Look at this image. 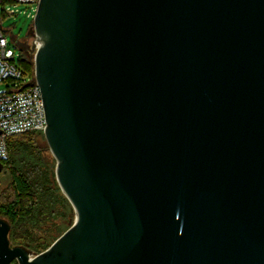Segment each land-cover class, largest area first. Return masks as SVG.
Returning a JSON list of instances; mask_svg holds the SVG:
<instances>
[{"label": "water", "instance_id": "1", "mask_svg": "<svg viewBox=\"0 0 264 264\" xmlns=\"http://www.w3.org/2000/svg\"><path fill=\"white\" fill-rule=\"evenodd\" d=\"M33 25L75 220L31 258L0 217V264H264V0H40Z\"/></svg>", "mask_w": 264, "mask_h": 264}, {"label": "trees", "instance_id": "2", "mask_svg": "<svg viewBox=\"0 0 264 264\" xmlns=\"http://www.w3.org/2000/svg\"><path fill=\"white\" fill-rule=\"evenodd\" d=\"M14 0H0V21ZM18 66L28 77L34 68L21 49ZM38 135V136H37ZM39 137V138H38ZM44 135L25 133L8 140L9 157L0 173H10L11 192L0 185V217L11 225L12 246L40 254L73 224V208L58 185L55 166L40 145ZM1 184V183H0ZM70 223V224H69Z\"/></svg>", "mask_w": 264, "mask_h": 264}, {"label": "built area", "instance_id": "3", "mask_svg": "<svg viewBox=\"0 0 264 264\" xmlns=\"http://www.w3.org/2000/svg\"><path fill=\"white\" fill-rule=\"evenodd\" d=\"M40 0H14V4L6 8V14L17 15L11 8L18 4L30 6L28 16L34 18ZM0 21V84L18 83L19 86L0 92V162L9 157L8 140L16 135L43 132L47 128L46 114L40 87L34 82L35 75L28 77L18 66L15 50L10 46ZM41 43L34 36L30 44L33 57ZM36 254L31 253L30 257ZM10 264H20L14 260Z\"/></svg>", "mask_w": 264, "mask_h": 264}, {"label": "rangeland", "instance_id": "4", "mask_svg": "<svg viewBox=\"0 0 264 264\" xmlns=\"http://www.w3.org/2000/svg\"><path fill=\"white\" fill-rule=\"evenodd\" d=\"M11 8L16 10L18 14L9 15L3 21L2 27L4 30L9 31V33L6 34V37L9 40L10 46L16 52L17 61L19 60V56H20L21 49H22V51L25 53L26 57L30 61L32 67L34 68V57H33V53L31 52V47H30L32 38L34 37V25H33L34 18L31 16H28V12L31 8L30 6L26 4H18L16 6H11ZM16 86H19V84L18 83H10L9 85H7L6 83L0 84V92L8 88H13ZM37 134L44 135L43 132H37ZM40 145H42L44 148H47L45 155L49 158V160L51 161V164L55 166V174H56V160L53 157L51 151L49 150L45 137L43 140H40ZM11 181H12V178H11L10 173H7V174L0 173V183H1L0 185L3 189L7 191V193L11 192V183H12ZM73 215L74 216H73L72 222H74L75 220L74 209H73Z\"/></svg>", "mask_w": 264, "mask_h": 264}]
</instances>
